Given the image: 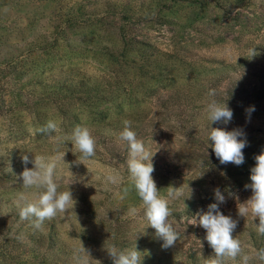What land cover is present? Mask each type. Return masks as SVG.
<instances>
[{
  "label": "rangeland",
  "instance_id": "rangeland-1",
  "mask_svg": "<svg viewBox=\"0 0 264 264\" xmlns=\"http://www.w3.org/2000/svg\"><path fill=\"white\" fill-rule=\"evenodd\" d=\"M213 101L232 109L230 122H210ZM49 120L56 131L39 132ZM125 121L154 154L159 194L181 187L168 198L179 234L172 247L162 248L144 216L120 139ZM77 126L92 133L94 157L82 159L71 144ZM211 128L241 133L242 164L220 163ZM64 153L53 179L58 192H72L75 212L37 229L19 216V196L32 201L44 191L23 186L20 174L34 164L22 156ZM261 153L264 0H0V264H113L106 249L135 245L142 264H207L214 250L192 223L217 203L216 189L242 246L226 264H243L264 249L258 217L238 214Z\"/></svg>",
  "mask_w": 264,
  "mask_h": 264
},
{
  "label": "clouds",
  "instance_id": "clouds-1",
  "mask_svg": "<svg viewBox=\"0 0 264 264\" xmlns=\"http://www.w3.org/2000/svg\"><path fill=\"white\" fill-rule=\"evenodd\" d=\"M254 56L255 50H251ZM214 94V93H213ZM254 110V109H252ZM208 119L210 122H222L227 124L232 120L233 111L227 103L219 104L211 102L207 107ZM124 130L120 133V139L126 141L129 146L128 169L130 177L134 182L138 196L143 201L144 216L151 228L155 230L156 237L163 241L162 248H169L179 240V234L175 232L168 223V217L172 214L169 208L168 198H178L182 195L180 188L169 186L167 198L159 194V190L153 178L154 165L152 155L146 150L142 141L138 140L136 133L130 128V121L124 122ZM57 124L49 120L46 126L38 129L42 133L55 132ZM241 135L236 130L226 131L222 128H211L209 139L213 142L212 149L221 164L234 163L240 165L244 162L243 149L246 141L239 139ZM58 140L63 138L58 137ZM72 145L81 153L82 159L95 156L96 141L87 127H75L71 135ZM65 153L55 159L43 156H36L30 161L28 155L22 156V162L27 165L29 162L34 164V168L25 167L20 174L25 188H43L44 191L35 195L29 201L23 194L19 196L18 204L20 207L19 216L21 220L34 218L35 228H41L45 220H51L58 213H68L74 211L76 200L70 190L58 192V185L53 177L57 167V162L64 161ZM256 165L251 169V184L246 185L252 189V196L238 206V214L245 217L249 209L258 219L257 231L264 235V153L255 157ZM65 162V161H64ZM83 164V163H82ZM107 182L117 184L119 177L108 175ZM126 191V190H125ZM217 203L208 205L207 211L197 213L193 225H199L206 230V237L209 246L214 250V257L207 261V264H226V260H235L242 253L241 241L233 238V231L237 222L231 216L224 215L219 208V204L225 202V196L219 189L215 190ZM75 212V211H74ZM136 210L132 209V214ZM83 250L86 251L83 247ZM113 264H142V253L137 250L136 245L131 249L118 250L116 247L106 249ZM88 256L89 253L87 252ZM253 259L264 261V249L259 250L255 257L243 256V264H251ZM84 264H88L85 260Z\"/></svg>",
  "mask_w": 264,
  "mask_h": 264
}]
</instances>
